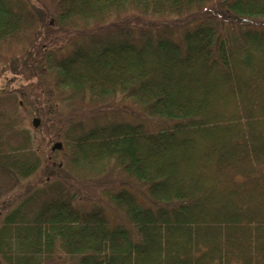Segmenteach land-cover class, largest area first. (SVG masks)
<instances>
[{
  "label": "trees",
  "instance_id": "16d2710c",
  "mask_svg": "<svg viewBox=\"0 0 264 264\" xmlns=\"http://www.w3.org/2000/svg\"><path fill=\"white\" fill-rule=\"evenodd\" d=\"M18 42L25 73L108 111L68 128L58 163L0 95V198L38 177L0 202V264H264V0H0V46ZM104 178L127 223L81 201Z\"/></svg>",
  "mask_w": 264,
  "mask_h": 264
},
{
  "label": "rangeland",
  "instance_id": "374dc122",
  "mask_svg": "<svg viewBox=\"0 0 264 264\" xmlns=\"http://www.w3.org/2000/svg\"><path fill=\"white\" fill-rule=\"evenodd\" d=\"M23 50L24 45L19 42L0 46V95L3 93H14L17 95L20 103L18 109L20 122L18 125L31 131L33 136L32 147L41 158H44L46 149L48 148L47 142L52 140L51 146L55 142L63 143V136L70 126L81 120L88 121L93 116L101 117L108 110L105 107L81 110L73 107L66 100L61 99L53 87V75L47 68L40 70V74L37 77H31L30 72L25 73L22 65L18 62V57L22 54ZM21 69L23 72H21ZM34 83L38 85L35 86ZM38 88H40V92ZM39 108L43 109L45 113L43 119L37 115ZM138 109L133 107L132 110L134 112H123L121 115L129 121L143 122L147 129L151 130L158 129L162 125L161 118H150ZM36 117L40 120L38 125H34L33 123ZM44 122L48 123L50 130L57 134L56 136L53 138L48 135L46 136V133L43 131ZM64 153L65 150L61 147L53 150L52 156L59 163L64 161ZM71 175L74 177H70L73 183L79 181L74 174ZM126 178L125 176L122 180ZM35 179H38L37 175H32L20 181L12 192L0 198V202L4 201L6 205L4 210L15 205L27 193L28 184ZM110 182L113 181L109 178H104L102 189L100 188V190L99 188L90 190V187L79 183L81 201L87 204L100 202L108 208L114 223H127L126 220L113 212L114 204L109 198L107 191L103 192L108 184H111L109 187L111 192L116 189V185ZM133 190L135 189L133 188Z\"/></svg>",
  "mask_w": 264,
  "mask_h": 264
},
{
  "label": "water",
  "instance_id": "95a60500",
  "mask_svg": "<svg viewBox=\"0 0 264 264\" xmlns=\"http://www.w3.org/2000/svg\"><path fill=\"white\" fill-rule=\"evenodd\" d=\"M33 122H34L35 125H38L39 122H40V120H39V118H35V119L33 120ZM61 146H62V144H61L60 142H57V143L54 144L53 149H55V148H57V147L59 148V147H61Z\"/></svg>",
  "mask_w": 264,
  "mask_h": 264
}]
</instances>
